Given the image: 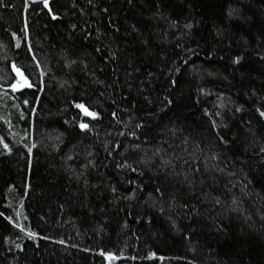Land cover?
<instances>
[{
    "label": "trees",
    "instance_id": "obj_1",
    "mask_svg": "<svg viewBox=\"0 0 264 264\" xmlns=\"http://www.w3.org/2000/svg\"><path fill=\"white\" fill-rule=\"evenodd\" d=\"M49 3L0 0V264H264V0Z\"/></svg>",
    "mask_w": 264,
    "mask_h": 264
},
{
    "label": "snow or ice",
    "instance_id": "obj_2",
    "mask_svg": "<svg viewBox=\"0 0 264 264\" xmlns=\"http://www.w3.org/2000/svg\"><path fill=\"white\" fill-rule=\"evenodd\" d=\"M33 2H34V0H33ZM88 2L91 3L92 0H88ZM43 4H44V7L48 10V12H49L50 14H52V19H54V20H55V19H58V17H57V16L55 15V13L53 12L52 7L50 6L49 0H43ZM104 11L107 12L108 10L105 9ZM230 14H231V13H230ZM27 27H28V26H27V22H25V29L22 30V31L25 32V34H27V31H26V30H27ZM72 27L75 28L76 26L73 25ZM133 27H134V26H133ZM186 27L191 28L192 25H191V24H188V25H186ZM15 35H16V33H13V36H15ZM17 46L19 47V45H17ZM27 47H28L29 50H31V47H32V46H31V44L29 43V44L27 45ZM96 51L99 52L100 49H96ZM111 58H112V59L115 58V52H114V51L112 52V56H111ZM239 60H240V57H237V61H236V62H239ZM70 63H75V61H71ZM37 64H39V61H37ZM12 68H13L15 74H16V77H15V81H14L13 83H11V84L9 85V87H11V89H12L13 91H17V90H19V89H23V88H25V87H27V88H33V87H37V88H39V85L33 83V82L29 79V76L26 75L25 72H24L21 68L17 67L15 63L12 64ZM176 71H179V69H176ZM44 75H45V73H44L43 71H41V77H43ZM42 82H43V80L40 81V83H42ZM171 83H172V84H175L176 81L173 80ZM40 90H42V89H40ZM164 99H165L166 104H171V103H172V101H171L170 99H168L167 97H165ZM23 103H24V104H27L28 101H27V100H24ZM76 107H77L78 109H80V110L84 113L85 116H90V117H92L93 119H96V118L99 116V113H98V112L90 111L89 108L86 107L83 103H78V104H76ZM240 110H241L240 108H237V111H240ZM257 111L259 112L260 117H264V110L257 109ZM112 115L115 117V116L117 115V113H116V112H113ZM216 115L219 116L220 113H216ZM213 123H214V125H215V122H213ZM79 127H80V129H82V130H88V129L90 128V125H89L88 123L81 122L80 125H79ZM142 127H143L142 124H137V125H136V128H142ZM224 127L226 128L227 125H224ZM120 134L123 135L124 133H120ZM129 134H130V135H133V136L136 135V133H135L134 131L131 132V133H129ZM217 139H218V141L220 142L221 145H228V144H229V141L226 140L225 137H224L223 135H218ZM184 143L187 144V140H185ZM0 144H2V145H3V148L6 149L8 152H11V150H12L11 147L9 146L8 143L4 142V138H3V137H0ZM26 147H27V146H26ZM32 147H35V145L33 144ZM32 147H28V152H29V153H31V151H32ZM136 147L139 148V145H136ZM159 151H160V150L157 149V152H159ZM260 153H264V147H261V148H260ZM189 157H190V158H193V159H198V158L193 157V154H192V153H189ZM219 158H220V154H219V153H213V155H212V160H219ZM177 159H181V158H180V157H177ZM183 162H184L185 164H188V163H189V161H187V160H185V161H183ZM169 163H170V160H165V161H164V166H167ZM92 166L95 167V164H92ZM208 166H209V161H208V160H205V167H208ZM85 167H87V165H86ZM118 167H121V168H123V167H128V168H131L132 171H136V169H135V168H132L131 165H128L127 162H124V163L118 165ZM191 167H192V169H193L194 172L200 170V168H199V164H198V163H196V164H192ZM211 167L214 168L216 171H220V172H224V171H225L223 168H220V167L218 166V164H212ZM141 174H142V173H141ZM227 174L230 175V176L235 177V176L237 175V172H236V171H230V172H228ZM240 183L243 185V189H247V187H248V184H247V183H244V181H240ZM249 183H250V181H249ZM112 191H113V192H116L117 189H116L115 187H113V188H112ZM246 194H248V193L246 192ZM134 197H135V193H133L131 196H127V197H125V199H133ZM233 202H234V203L236 202L235 199H234ZM216 203H217V204L220 203V200H219L218 198L216 199ZM185 207H186V205H185ZM162 210H163V209H161V211H162ZM0 215H3V214L0 213ZM17 215H19V213H17ZM262 218H264V216H262ZM9 219H11V218H9ZM16 227L21 228V230H24V226H23L22 224L17 223V224H16ZM27 234H28L30 237H32V238H35V236L37 235V233H34V232H32V231H28ZM60 242L63 243V241H60ZM17 247H20V246L17 245ZM101 254L104 255V256H106L107 260L109 261V264H110L111 261H113V260H115V259H119V257H117L114 253H111V252L104 253V252L102 251ZM150 255H151L152 257H154V256H156V253L153 252V253H151Z\"/></svg>",
    "mask_w": 264,
    "mask_h": 264
}]
</instances>
